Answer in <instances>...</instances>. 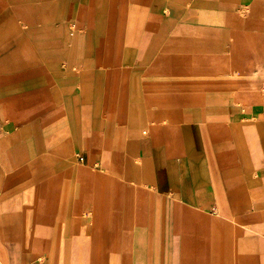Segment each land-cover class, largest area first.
<instances>
[{
    "label": "crops",
    "instance_id": "0c3cea01",
    "mask_svg": "<svg viewBox=\"0 0 264 264\" xmlns=\"http://www.w3.org/2000/svg\"><path fill=\"white\" fill-rule=\"evenodd\" d=\"M0 264H264V0H0Z\"/></svg>",
    "mask_w": 264,
    "mask_h": 264
}]
</instances>
